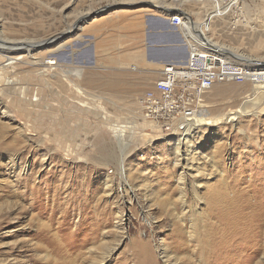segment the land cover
I'll return each mask as SVG.
<instances>
[{
  "label": "rangeland",
  "instance_id": "rangeland-1",
  "mask_svg": "<svg viewBox=\"0 0 264 264\" xmlns=\"http://www.w3.org/2000/svg\"><path fill=\"white\" fill-rule=\"evenodd\" d=\"M239 1L240 27L207 36L263 58L264 12L257 0ZM201 4L0 0L2 38L37 45L34 58L9 50V67L0 56V264H264V104L226 120L243 111L252 83L206 92L197 116L222 124L194 128L178 152L182 132L141 115L164 66L143 62L146 19L188 15L187 47L169 62L183 61L186 22L208 19L211 6ZM90 44L101 58L79 63L72 53ZM55 60L54 69L39 64Z\"/></svg>",
  "mask_w": 264,
  "mask_h": 264
},
{
  "label": "built area",
  "instance_id": "built-area-1",
  "mask_svg": "<svg viewBox=\"0 0 264 264\" xmlns=\"http://www.w3.org/2000/svg\"><path fill=\"white\" fill-rule=\"evenodd\" d=\"M182 20L180 15L170 18L176 27L183 26ZM245 81L241 66L210 51L189 52L186 61L162 67L158 81L140 100L142 118L166 133L184 132L202 113L201 99L214 85Z\"/></svg>",
  "mask_w": 264,
  "mask_h": 264
},
{
  "label": "bare ground",
  "instance_id": "bare-ground-1",
  "mask_svg": "<svg viewBox=\"0 0 264 264\" xmlns=\"http://www.w3.org/2000/svg\"><path fill=\"white\" fill-rule=\"evenodd\" d=\"M199 1L202 3L201 4L202 7H204V5L207 4V2L210 4L211 7H210L209 14L207 15V18H208L207 20H204L203 22H196V23L194 22L192 24L190 21L186 22V26H185L186 28L184 31V33H185L184 36H185L187 43L189 44V49H190L189 52L196 51L191 43H193L194 45L196 44V46H197L196 48L198 49V51H210L212 54H214L216 52L225 61L227 60L228 62H232L236 65L241 66L245 70V74H246V81L245 82H251L252 83L251 84L252 89L249 93L248 99L245 100V102L243 103V105L241 107L243 109V111L237 110L236 112L231 113V115L227 116L228 117L226 119L227 122L231 123V122L238 121L239 118L244 116L245 113H248V114L249 113L251 114V112L254 114L255 113L258 114L259 112L261 113V111L257 110V109H259L260 106L264 104V57L259 59V58H254L250 55L249 56H247L245 54L242 55L243 53L238 56L236 54L237 51L235 52V49H231L227 45H222L219 42L214 41L211 37L207 36V32L209 30L211 32V31L217 29L218 27H221L222 25H224V26L228 25L229 26L230 24H232L233 29H238L240 27L238 25H240V23H242L241 20L243 18L244 12H246L244 10V7H242V8L239 7V4H240L239 0H224L222 2H220L219 0H199ZM257 1H258L257 7H258L259 11L264 12V0H257ZM234 9H235V11H234ZM162 10H165V11H163V13H166V14H169L170 11H174V12L180 11L178 8L171 7V6L170 7L164 6L162 8ZM183 15H185L183 17V19L188 18V15H186V14H183ZM262 15H263V13H262ZM229 17H231L232 23L228 22ZM241 27H243V25ZM46 42L48 44H50L52 41H46ZM9 45H11V44H9V41L6 40L5 38H2V36L0 34V50H3V52H2L3 54H1L0 56L2 57L3 61L5 62V64H6L5 66L9 67L11 64H14L17 60V59L16 60L14 59L15 57L14 58L11 57L9 52H8L9 50L13 51L12 49H15L16 51L20 50V49L21 50L26 49V54H28V57L34 58V56L32 54L34 53L33 51H36L37 45L35 43L29 42V43H26L25 45L19 46V47H10ZM23 51H25V50H23ZM228 55L230 57H231V55H232V57L236 56V57L241 58V59H238L236 57L230 58V57H228ZM45 61H46V59H45ZM45 61L42 63L40 62L39 63L40 66H46V67H50V68L54 69V66L58 65L57 60L47 61V62H45ZM73 61H74V58H72V62ZM72 64H74V62ZM162 64L163 63H160L159 67L162 66ZM2 69H4V68L3 67L0 68L1 71H3ZM83 73H84V71H77L75 73V77L80 79L83 77ZM50 77H52L53 79H57L59 77V75L53 74ZM25 88L21 87L19 89L21 91H24L26 94V92H28V91H27V88L26 89ZM76 90H77L79 95L85 94V91L80 87H76ZM245 109H246V111H244ZM222 121L223 120L221 118H219V119H207L206 118L205 119L204 114L195 117L194 121L188 125L187 129L184 132H182V133L181 132H178V133L174 132L177 134L181 133L177 137V140H176L177 145L175 144L177 147V149H176L177 152H178L180 146L185 143L184 141H186V144H187L189 139L192 137L193 132H194V128H199L202 126L204 127L206 125H211V124L214 126L215 125L217 126L218 124H222ZM155 127H157V126H155ZM157 128H159V127H157ZM25 166L27 167V164ZM26 167H25L24 171L26 170ZM93 249H94V247H93Z\"/></svg>",
  "mask_w": 264,
  "mask_h": 264
},
{
  "label": "crops",
  "instance_id": "crops-1",
  "mask_svg": "<svg viewBox=\"0 0 264 264\" xmlns=\"http://www.w3.org/2000/svg\"><path fill=\"white\" fill-rule=\"evenodd\" d=\"M150 18L156 19V23H154L152 25L153 29L149 28ZM166 20H169V22H170V18L163 19V18L151 16V17H148L146 19L147 29H146V37L144 40L146 48H145V54L142 57H144L143 62H145V65L147 64L146 66H148V67H151L150 64H152V65L156 64L159 66L160 63H163L162 64V66H163V65L169 63V61L171 60V56H172L173 52H175V51H168L165 48L171 42L182 41V46L179 47L178 50L182 47H185V48L187 47L185 44V41H184V37L181 36L182 33L180 34V32H181L180 28L181 27H176V26L172 25L173 28H175V29H170V28L166 29L165 25H164V22H166ZM93 26H95V25H93ZM138 38L139 37L137 35H135V38L132 39V42H135L134 40L137 41ZM83 46H84V44H83ZM178 50H176V51H178ZM72 55L76 56L79 59V63H82V64L85 63V65H89L90 62L94 64L95 62H97L101 58L96 54V49H95L94 44H90L87 47H81L80 51H78V53L73 52ZM188 55H189V51H188ZM87 56H88V59H86ZM183 59H184L183 61H186L185 58H183ZM176 62H179V61H176ZM159 77H160V73L158 75L157 80L153 82V84L149 90H151L154 87V85L158 81Z\"/></svg>",
  "mask_w": 264,
  "mask_h": 264
},
{
  "label": "water",
  "instance_id": "water-1",
  "mask_svg": "<svg viewBox=\"0 0 264 264\" xmlns=\"http://www.w3.org/2000/svg\"><path fill=\"white\" fill-rule=\"evenodd\" d=\"M154 23H156V19L150 18L149 28L153 29L152 25ZM164 25H165L166 29H169V28L170 29H175V28H173V26H172L171 22H169V20H166V22H164ZM54 40L55 39H53V41ZM181 46H182V41H179V42L175 41V42H171L169 45H167L165 49L168 50V51H176ZM188 58H189V55L186 54L185 55V59L187 60Z\"/></svg>",
  "mask_w": 264,
  "mask_h": 264
}]
</instances>
